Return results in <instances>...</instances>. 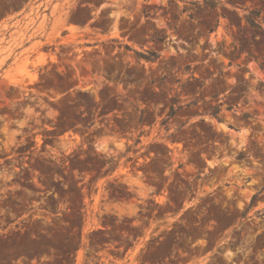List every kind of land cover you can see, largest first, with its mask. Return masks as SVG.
<instances>
[{
    "label": "rangeland",
    "instance_id": "obj_1",
    "mask_svg": "<svg viewBox=\"0 0 264 264\" xmlns=\"http://www.w3.org/2000/svg\"><path fill=\"white\" fill-rule=\"evenodd\" d=\"M0 264H264V0H0Z\"/></svg>",
    "mask_w": 264,
    "mask_h": 264
}]
</instances>
